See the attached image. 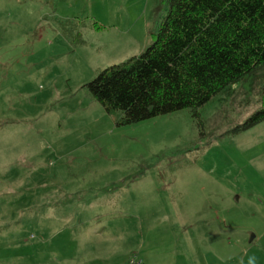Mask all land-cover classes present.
<instances>
[{
	"label": "rangeland",
	"instance_id": "374dc122",
	"mask_svg": "<svg viewBox=\"0 0 264 264\" xmlns=\"http://www.w3.org/2000/svg\"><path fill=\"white\" fill-rule=\"evenodd\" d=\"M159 3L0 0V264H264V120L231 132L263 69L201 124L116 125L85 86L144 50Z\"/></svg>",
	"mask_w": 264,
	"mask_h": 264
},
{
	"label": "trees",
	"instance_id": "16d2710c",
	"mask_svg": "<svg viewBox=\"0 0 264 264\" xmlns=\"http://www.w3.org/2000/svg\"><path fill=\"white\" fill-rule=\"evenodd\" d=\"M151 42L85 83L103 109L129 125L188 108L263 69L264 0H160ZM163 11V13H161ZM264 120L262 106L231 132Z\"/></svg>",
	"mask_w": 264,
	"mask_h": 264
},
{
	"label": "clouds",
	"instance_id": "9594fccd",
	"mask_svg": "<svg viewBox=\"0 0 264 264\" xmlns=\"http://www.w3.org/2000/svg\"><path fill=\"white\" fill-rule=\"evenodd\" d=\"M239 264H245L244 258H241ZM246 264H257V257L254 254L253 255H247Z\"/></svg>",
	"mask_w": 264,
	"mask_h": 264
},
{
	"label": "crops",
	"instance_id": "0c3cea01",
	"mask_svg": "<svg viewBox=\"0 0 264 264\" xmlns=\"http://www.w3.org/2000/svg\"><path fill=\"white\" fill-rule=\"evenodd\" d=\"M189 257V258H188ZM187 259H188V262H186V264H192V257L188 256Z\"/></svg>",
	"mask_w": 264,
	"mask_h": 264
}]
</instances>
